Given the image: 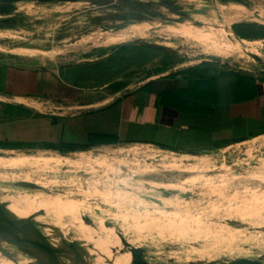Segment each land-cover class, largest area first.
Masks as SVG:
<instances>
[{"label":"rangeland","instance_id":"rangeland-1","mask_svg":"<svg viewBox=\"0 0 264 264\" xmlns=\"http://www.w3.org/2000/svg\"><path fill=\"white\" fill-rule=\"evenodd\" d=\"M17 7L10 27L0 29V60L51 67L97 60L127 46L140 52L137 59L144 64L131 89L153 75L214 59L239 73L260 75L264 68V0H24ZM175 7L189 14L196 28L200 23L203 31L230 34L233 43L245 40L243 49L219 56L212 51L218 41L200 44L168 31L140 32L143 20L173 24ZM237 10L248 17L236 19ZM117 25L123 27L112 31ZM65 154L0 153L11 161L10 169L0 166V199L32 209L40 204L28 186L57 195L99 227L100 221L111 223L151 264L264 262V137L200 157L133 145ZM43 220L76 244L83 237L67 212ZM3 246L13 259L0 256V264L33 260L21 248Z\"/></svg>","mask_w":264,"mask_h":264},{"label":"crops","instance_id":"crops-1","mask_svg":"<svg viewBox=\"0 0 264 264\" xmlns=\"http://www.w3.org/2000/svg\"><path fill=\"white\" fill-rule=\"evenodd\" d=\"M238 10L236 19L248 17ZM189 22L160 27L141 21L140 29H132L168 31L200 44L218 41L212 51L219 56L234 54L246 43L241 39L233 43L230 34L203 31ZM139 54L129 48L97 60L51 67L0 60V153H60L47 147L56 145L88 147L66 152L75 155L133 145L176 155H209L264 137V76L204 61L153 75L131 89L134 73L144 69ZM199 66L205 70L200 78L211 82L190 95L197 112L170 105L174 91L192 88L196 77L189 78L187 71ZM2 158L0 166L10 169L11 161ZM12 163L18 169L17 162Z\"/></svg>","mask_w":264,"mask_h":264},{"label":"water","instance_id":"water-1","mask_svg":"<svg viewBox=\"0 0 264 264\" xmlns=\"http://www.w3.org/2000/svg\"><path fill=\"white\" fill-rule=\"evenodd\" d=\"M24 0H0V20L1 24H8L12 13L16 11L17 4ZM44 2H78L81 0H38ZM172 11L178 16L173 23L191 21L189 14L184 12ZM144 21V20H143ZM201 27L200 23H195ZM1 26V25H0ZM123 25L110 27L112 31L121 29ZM213 61L220 62L219 59ZM260 75L264 76V68L261 69ZM66 154L61 156L65 157ZM193 157H200L198 153H188ZM28 192H42L50 195L52 193L44 190H38L37 187L29 188ZM23 212V211H22ZM21 211L12 209L10 205L0 199V256L7 259H13L9 254V249L3 244L16 246L23 249L24 252L33 257L28 264H92L83 261L85 256L95 259L92 255L97 249L93 244L78 245L73 240H67L58 225L53 224L43 218L53 215L51 212L38 211L25 216ZM84 224L101 236H105L107 231L112 233V237L117 241L111 248V259L105 264H151L144 259L141 250L133 245V242L125 240L113 227L111 223L100 221V227L93 219L83 210L77 211ZM53 235V236H52ZM56 238V240L53 239ZM187 264H192L188 261ZM205 264H264L259 260H248L243 258L237 259H213Z\"/></svg>","mask_w":264,"mask_h":264},{"label":"bare ground","instance_id":"bare-ground-1","mask_svg":"<svg viewBox=\"0 0 264 264\" xmlns=\"http://www.w3.org/2000/svg\"><path fill=\"white\" fill-rule=\"evenodd\" d=\"M38 193L40 195H45L49 197L56 198L55 200H51L50 202H46L43 204H40L32 209H23L18 208L14 205H10L12 209H15L16 211H23L22 213L25 216H28L32 213H36L38 211H47L54 214H57L59 212H67L72 215V218L76 221V223L82 227L83 230V237L79 238L78 245H84V244H93L96 246V251L92 254L95 256L94 262L97 264H105V262L109 259H111V248L112 245L117 241L114 237H112V233H106L105 236H101L96 231L91 229L90 227L86 226L81 219V217L78 215L77 211L80 209L75 204H69L65 201H63L59 196L57 195H50L47 193L42 192H33ZM50 204V205H49ZM87 230L90 233V236H88ZM64 234V233H63ZM74 239V238H73ZM72 239V240H73ZM75 240V239H74ZM76 241V240H75ZM77 243V242H76ZM91 257L85 256L82 260L88 263H91L90 260Z\"/></svg>","mask_w":264,"mask_h":264},{"label":"trees","instance_id":"trees-1","mask_svg":"<svg viewBox=\"0 0 264 264\" xmlns=\"http://www.w3.org/2000/svg\"><path fill=\"white\" fill-rule=\"evenodd\" d=\"M243 39H247L248 36L246 35H242L241 36ZM131 47H127V46H123L118 48L114 53H123L126 50H128ZM207 65V64H204ZM201 71H205L204 70V66H199L193 69H189L187 71L189 78H192L195 75V81L193 82V86L190 90H177L174 91L175 96L172 97V101H170V105H172L173 107H178L179 109L186 111V112H197L198 109H194V103L193 99L190 97V95H192L194 92L196 91H200L203 87H206L205 82H211V81H204L202 78H200L202 76V74L198 75ZM210 71V70H208ZM224 75H233V73H224ZM198 77V78H197ZM241 79L243 81L248 80L247 77H241ZM191 106V107H190ZM51 149L54 150H58L60 153L65 154L66 152L69 151H77V150H86L88 147L84 146V147H78V146H66V145H56V146H47ZM28 188H35L33 186H28Z\"/></svg>","mask_w":264,"mask_h":264},{"label":"flooded vegetation","instance_id":"flooded-vegetation-1","mask_svg":"<svg viewBox=\"0 0 264 264\" xmlns=\"http://www.w3.org/2000/svg\"><path fill=\"white\" fill-rule=\"evenodd\" d=\"M174 9L176 10V12H180V9H178L176 7ZM55 199L56 198H54V197H49V196H45V195H37V194L33 195V202L37 203V204H43V203L50 202L51 200H55Z\"/></svg>","mask_w":264,"mask_h":264}]
</instances>
